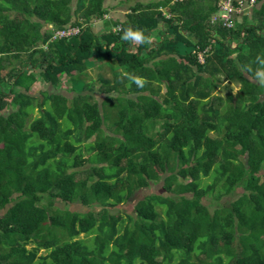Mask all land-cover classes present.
Segmentation results:
<instances>
[{
	"label": "trees",
	"instance_id": "1",
	"mask_svg": "<svg viewBox=\"0 0 264 264\" xmlns=\"http://www.w3.org/2000/svg\"><path fill=\"white\" fill-rule=\"evenodd\" d=\"M106 1L0 0V264H264V0Z\"/></svg>",
	"mask_w": 264,
	"mask_h": 264
},
{
	"label": "rangeland",
	"instance_id": "2",
	"mask_svg": "<svg viewBox=\"0 0 264 264\" xmlns=\"http://www.w3.org/2000/svg\"><path fill=\"white\" fill-rule=\"evenodd\" d=\"M142 2H149V1H152V0H141ZM119 0H107L105 5L106 7H115L109 15H113L115 17H118V18H122L123 17V14L125 12H127L128 10V6L130 4H119ZM108 17V16H107ZM98 26V30L101 31L103 29V25H102V22H100L99 24L97 23ZM104 59L103 57L101 56H97L96 59H95V64L92 68H90L89 70H87V74H86V77L85 79L86 80H90V79H93V80H96L98 75L99 74H102L104 77L106 78H109L110 77V72L108 70L107 67H104ZM102 66V68H99L98 66ZM83 84V83H82ZM82 84L79 85V87H77V91L81 90V86ZM64 87L61 88V91L62 93L66 94L67 96H73L75 93L74 91H71V82L67 79L63 82L62 84ZM232 86V93L235 94L238 89H239V86L238 85H235V84H231ZM44 90H52V88L43 83L42 80H40V83H38L35 88L33 89L34 93L35 94H38L39 91H44ZM77 93V92H76ZM217 94H221V95H224L225 94V89H220ZM95 95V97L97 98V100L99 101H102L104 99V95H101V94H93ZM39 116V111L38 110H35L33 112V116L31 117L34 118V117H37ZM213 136H216L215 133H212ZM34 139L35 141H38V138L37 136L35 135L34 136ZM239 192H241V190H238ZM150 194H159V195H164V196H167L169 195L166 191H164L163 189V182H158V183H154L152 184L149 188L147 189H144V190H140L138 191L135 195H133V197L124 205L118 207V208H115V209H111L110 211L111 212H121V213H124V214H134V208L135 206L137 205V203L144 198V196H148ZM58 206L64 208L63 204L61 203H57ZM70 209L72 210H75V211H84L86 210V208L84 206H82L80 203H75L73 205H70ZM2 213L0 212V215ZM94 235H84V234H81L80 235V239H82L86 244L92 246L93 244V237ZM40 253H44L43 251H41Z\"/></svg>",
	"mask_w": 264,
	"mask_h": 264
},
{
	"label": "built area",
	"instance_id": "3",
	"mask_svg": "<svg viewBox=\"0 0 264 264\" xmlns=\"http://www.w3.org/2000/svg\"><path fill=\"white\" fill-rule=\"evenodd\" d=\"M257 0H249L247 3L246 1H239V5L236 6L233 3V0H224L220 4L219 13L214 16L213 22H220L223 26L230 27L231 26V18L238 13H241L243 9L253 6ZM80 32L79 28H69L67 30H62L57 32L58 37H67L71 35L78 34Z\"/></svg>",
	"mask_w": 264,
	"mask_h": 264
},
{
	"label": "clouds",
	"instance_id": "4",
	"mask_svg": "<svg viewBox=\"0 0 264 264\" xmlns=\"http://www.w3.org/2000/svg\"><path fill=\"white\" fill-rule=\"evenodd\" d=\"M123 40L128 41H134L137 43H143L145 42L148 37H146L143 32L139 29L133 30L131 28L125 30L121 37ZM257 60L259 62V66L255 69L254 76L256 80L264 86V59H261L260 57H257ZM251 71V69H249ZM130 79L137 85L142 87L143 86V80L139 77H130Z\"/></svg>",
	"mask_w": 264,
	"mask_h": 264
}]
</instances>
